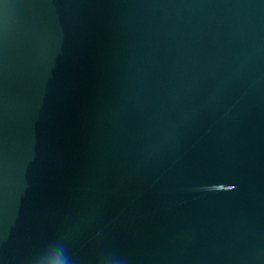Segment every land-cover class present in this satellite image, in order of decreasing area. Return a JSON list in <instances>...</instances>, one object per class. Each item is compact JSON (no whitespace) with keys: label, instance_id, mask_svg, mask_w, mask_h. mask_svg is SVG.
I'll return each mask as SVG.
<instances>
[{"label":"water","instance_id":"water-1","mask_svg":"<svg viewBox=\"0 0 264 264\" xmlns=\"http://www.w3.org/2000/svg\"><path fill=\"white\" fill-rule=\"evenodd\" d=\"M60 236L264 264V0H0V264Z\"/></svg>","mask_w":264,"mask_h":264},{"label":"clouds","instance_id":"clouds-1","mask_svg":"<svg viewBox=\"0 0 264 264\" xmlns=\"http://www.w3.org/2000/svg\"><path fill=\"white\" fill-rule=\"evenodd\" d=\"M44 260L51 261V264H76V261L69 253L68 241L64 236L58 237L48 247L33 257L32 264H42ZM101 264H121V260L108 256L103 258Z\"/></svg>","mask_w":264,"mask_h":264}]
</instances>
